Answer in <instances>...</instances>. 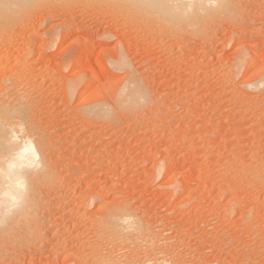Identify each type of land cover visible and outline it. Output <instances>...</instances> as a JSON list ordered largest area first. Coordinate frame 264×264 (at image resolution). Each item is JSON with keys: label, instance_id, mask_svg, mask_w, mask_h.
<instances>
[{"label": "rangeland", "instance_id": "374dc122", "mask_svg": "<svg viewBox=\"0 0 264 264\" xmlns=\"http://www.w3.org/2000/svg\"><path fill=\"white\" fill-rule=\"evenodd\" d=\"M139 4L34 0L0 19V93L36 107L57 177L43 240L6 239L0 264H264V0L196 26L178 0ZM118 208L141 233L99 224Z\"/></svg>", "mask_w": 264, "mask_h": 264}, {"label": "bare ground", "instance_id": "6f19581e", "mask_svg": "<svg viewBox=\"0 0 264 264\" xmlns=\"http://www.w3.org/2000/svg\"><path fill=\"white\" fill-rule=\"evenodd\" d=\"M33 1L34 0H0V19L1 18H3V19L9 18L8 21H11V20L13 21L15 18L17 19L19 10L21 8H23L24 6L30 5ZM171 1L172 0H138V2L141 3L142 5L143 4L144 5L149 4L153 8L155 5V7L167 10L169 13H171V11H172V6L170 4ZM178 1H179L178 9H179V12H181L182 14L180 13L181 15L179 17V14L176 13V14H173L172 17H179V19H183V21L186 22L185 25L190 23L191 21H193V23L195 24L197 21H201L202 18H203L202 20H204V18L205 19L206 18L212 19L210 16H213L214 13H217V12L219 14L220 10H224V11L228 10L226 12V14L232 16V14H231L232 13L231 12L232 7L235 4L237 5V3H238V0H234L237 3H234V1H233L234 5L231 3L232 0H217L220 3V5L214 7L215 5H213L212 2L215 0H178ZM117 2H118V0H117ZM119 2H120V0H119ZM141 4H139V5L142 7V9H144L145 6H142ZM215 4L218 5L217 3H215ZM139 5H136V7H138V9L136 8L137 10L141 9L139 7ZM149 5H148V7H151ZM153 8H150V9H153ZM144 10H143V12H144ZM148 10H149V8H148ZM153 10L155 11L157 9L155 8ZM153 10H151V11L153 12ZM229 10H230V12H229ZM233 10H236V9H233ZM151 11H150V13H151ZM141 12H142V10H141ZM223 14H225V13L223 12ZM214 17H216V14L214 15ZM231 20H232V18H231ZM5 22H6V20H5ZM193 23H192V25H193ZM202 23H203V21H202ZM202 23H200V24H202ZM188 25L186 27H188ZM196 25H197V23L195 24V26ZM193 27L194 26H192L191 28H193ZM188 28L190 29V27H188ZM7 29H8V24L3 25V22L2 23L0 22V32L2 33L3 31H7ZM194 29H195V27L193 28V30ZM92 33H93V31H92ZM31 48H33L32 45H31ZM23 68H25V67H23ZM21 85L22 84L19 83V85H17L15 88H20ZM8 88H14V87H8ZM9 91L6 90V92L0 93V250L3 249V247L6 248V244H5L6 239H12V238H16L18 240L20 239L19 242L22 240L23 241L22 243H25L24 245H26V244L29 245L30 240L34 239L33 241L35 242V240L39 241L42 239V237H43L41 234L42 230L40 231V233H37V231L39 232V230L41 228L44 229L46 225L43 223H46V221H47L46 219H45L46 221H43L44 220L43 215L46 216V214L43 213L44 208L42 210V207H45V206H43L44 205L43 200H45L44 197L46 198V196L49 193L48 191L50 189L48 190V188H51L50 186L52 184H54V182L56 181V178H57L55 176L56 164L52 161V157H51V154H53L52 152H54V149H55V148H53L54 144H51L53 142L50 141L51 140L49 138L50 136L49 137L46 136V129L44 126L45 124L43 125V123L38 121L39 115L36 114V112H35L36 107L34 108V106H32V102L29 99L24 98V96L21 95V93H18L17 91L9 93ZM33 104H34V102H33ZM103 113H104V111H103ZM37 115H38V117H37ZM37 118H38V120H37ZM67 152H69V151H67ZM66 160H68V159H66ZM62 162H64V161H62ZM71 162H72V158H71ZM66 164H68V163H66ZM65 165L63 164V166H65ZM72 166H74V165L72 164ZM54 186H55V184H54ZM55 187H54V189H55ZM90 195H92V194H90ZM120 210L118 208V209H116V211H111L104 218V220L102 222H100L99 224H101L102 227H104L105 229H108V231H114V232L122 231L124 233H127V232L128 233L129 232L141 233L140 232L141 231L140 224H142V223H139L137 218H135V220H132L133 218L132 219L130 218L132 216L129 217L127 215L126 216L123 215L124 210H123V213ZM44 212H46V211H44ZM124 214H126V213H124ZM47 216H49V215H47ZM42 221H43V223H42ZM46 229H49V228H46ZM106 233H107V231H106ZM144 233H147V231H144L142 234H144ZM104 237H106V236L104 235ZM46 240H49V238ZM73 244H75V243H73ZM79 244H80V242H79ZM146 248H148V247H146ZM7 249H9V248H7ZM149 249L151 250V248H149ZM35 250H37V249H35ZM89 250H90V248H89ZM4 252H5V249H4ZM151 253H153L154 256L149 253L150 256L152 255L151 256L152 258H150L149 261L151 259H155V258L157 259V256H155L157 253L155 252L156 254H154V252H152V251H151ZM2 254H6V253H2ZM38 254H39V252H38ZM98 256L99 255H97V258H98ZM0 257H1V254H0ZM5 258L6 257H4V259ZM91 258H92V256H91ZM104 258H102V256H100L98 259H95L96 260L95 262H98L100 264L104 263V262H106V260H105L106 258L105 259ZM2 259H1V261L4 260V259L3 260ZM75 260H76V258H75ZM162 262L164 263V260L161 261V264H162ZM173 263H175V262H173ZM69 264H71V263H69ZM171 264H172V262H171Z\"/></svg>", "mask_w": 264, "mask_h": 264}]
</instances>
